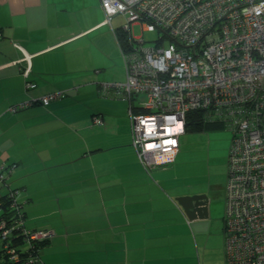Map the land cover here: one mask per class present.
I'll return each mask as SVG.
<instances>
[{"label":"crops","instance_id":"crops-1","mask_svg":"<svg viewBox=\"0 0 264 264\" xmlns=\"http://www.w3.org/2000/svg\"><path fill=\"white\" fill-rule=\"evenodd\" d=\"M104 21L101 0H0V164L15 165L8 182L29 199L27 227L55 232L44 264H173L163 246L183 224L178 185L167 166L143 167L127 103L100 91L125 75ZM57 91L66 97L40 103ZM98 114L104 124L93 126ZM178 209L185 230L198 221Z\"/></svg>","mask_w":264,"mask_h":264},{"label":"built area","instance_id":"built-area-1","mask_svg":"<svg viewBox=\"0 0 264 264\" xmlns=\"http://www.w3.org/2000/svg\"><path fill=\"white\" fill-rule=\"evenodd\" d=\"M101 7L105 24L115 17L125 20L121 30L133 42L130 51L121 48L125 81L104 86L124 91L125 100L136 97L138 110L130 107L129 114L132 145L140 161L148 169L173 162L190 111H199L204 123L231 130L225 260L264 264V0H101ZM139 25L142 32L160 34L153 46L133 36L132 29ZM166 38L170 43L165 46ZM25 56L28 75L32 57ZM60 95L49 94L42 102L47 105ZM32 103H20L10 111ZM5 171V164H0V184ZM14 196L10 190L9 199ZM0 229V236L7 238L10 231ZM54 235L36 231L24 238L33 251L34 241ZM6 249L11 261H20L14 249ZM36 262L30 257L27 264Z\"/></svg>","mask_w":264,"mask_h":264},{"label":"rangeland","instance_id":"rangeland-1","mask_svg":"<svg viewBox=\"0 0 264 264\" xmlns=\"http://www.w3.org/2000/svg\"><path fill=\"white\" fill-rule=\"evenodd\" d=\"M112 25L118 30L125 25V20L122 17H115ZM131 32L135 37L142 36L147 46H153L154 41L160 36L158 33L142 32L140 25L135 26ZM169 43L168 38L163 42L165 46ZM117 54L118 62L124 69L120 51ZM118 79L125 81V75L119 74ZM232 139L231 130L215 125H210L204 132L187 133L180 138V152L175 161L167 166L173 184L178 185L171 191L174 201L182 194L190 193L208 195L211 204L209 218L193 222L189 229L185 230L188 224L185 225L184 216L174 203L183 224L179 226L172 241L167 239L163 246L167 259L173 264H226L225 189ZM27 185L33 192V185ZM5 192L2 191L3 194ZM51 221L55 226L64 225V221L59 219L51 218ZM3 242V238H0V248ZM117 260L116 258V263Z\"/></svg>","mask_w":264,"mask_h":264},{"label":"trees","instance_id":"trees-1","mask_svg":"<svg viewBox=\"0 0 264 264\" xmlns=\"http://www.w3.org/2000/svg\"><path fill=\"white\" fill-rule=\"evenodd\" d=\"M115 33L117 35V40H118L120 50H121V48H123L125 51H127V50L130 51L132 49L133 42L131 43L132 40L128 36V34L123 32L121 30V28L116 30ZM121 55H122V52H121ZM118 83H123V82H118ZM100 91L102 92L103 96L104 95L109 96L110 92L112 91V93L115 95L116 98L127 103L128 113L130 111V107H132L133 111L137 112L138 108L135 106V104L133 102L134 100L136 101V97L131 99V101L125 100L126 99V93L124 91H121L120 93H116L115 88L111 87L109 89H106L104 86V83L101 84ZM59 92L61 93V95L58 96L56 99L51 100L47 105L43 104L42 99L40 100V103L44 106H48L52 101L60 100V99H63L66 97L67 93L65 91H57L54 93H59ZM50 94H52V93H50ZM34 103L35 102H33L31 105L33 106ZM128 115H129V123H130V128H131V137L133 140L132 121H131L130 114H128ZM91 122H92L91 124L93 126H102L104 124L103 115H101V114L93 115L91 117ZM210 125H215L217 127H224V125L220 124V123H204L202 120V114L199 111H190L187 115L186 134L187 133H194V132H204L207 130V128L210 127ZM179 150H180V148H179ZM135 151H136V149H135ZM137 156H138V154H137ZM138 159H139V156H138ZM139 161H140V159H139ZM173 162H171V163H173ZM140 163L142 164L141 161H140ZM171 163L163 165V166H168ZM5 166H6L5 181H4V184H0V226H4V228L9 230L10 232H9V235L7 238H5V239L3 238L4 242H3L2 248L0 249L1 264H27L30 257H34L35 259H37V262L35 264H41V263H43L42 258H41L42 249L52 240V238L51 239H44V240H40V241H34L33 248H32L33 251H32V250L28 249V246L26 244L24 236L28 232L53 231V230H50V229L38 230V229H30L27 227V224H26L27 217H26L25 209H26V205H27L29 199L28 198L26 199L24 196H22V194L24 192L23 188L14 187V186H12V182H8L9 175L12 173V170L11 171H9V170L11 167H12V169H14L15 165H9L8 164ZM143 167L146 170H149V171L151 170V169L146 168L144 165H143ZM3 190L6 191L4 194L2 193ZM10 190L13 191L15 194L13 199H9V197H8ZM21 220H23V224L20 222ZM224 221H225V217H224ZM1 234H2V230L0 229V235ZM54 234H55V232H54ZM0 238H2V237L0 236ZM225 239H226V235H225ZM6 246H8L9 248L14 249L16 251V253L19 255V258H20L19 262L11 261L9 259L10 255L7 253Z\"/></svg>","mask_w":264,"mask_h":264},{"label":"water","instance_id":"water-1","mask_svg":"<svg viewBox=\"0 0 264 264\" xmlns=\"http://www.w3.org/2000/svg\"><path fill=\"white\" fill-rule=\"evenodd\" d=\"M175 202L191 220H204L208 217L210 199L207 195L186 194L176 198Z\"/></svg>","mask_w":264,"mask_h":264},{"label":"flooded vegetation","instance_id":"flooded-vegetation-1","mask_svg":"<svg viewBox=\"0 0 264 264\" xmlns=\"http://www.w3.org/2000/svg\"><path fill=\"white\" fill-rule=\"evenodd\" d=\"M208 196V195H207ZM210 197L208 196V199H209ZM210 206L208 205V217L207 218H209V216H210Z\"/></svg>","mask_w":264,"mask_h":264}]
</instances>
